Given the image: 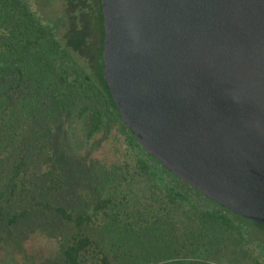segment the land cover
<instances>
[{
  "label": "trees",
  "instance_id": "16d2710c",
  "mask_svg": "<svg viewBox=\"0 0 264 264\" xmlns=\"http://www.w3.org/2000/svg\"><path fill=\"white\" fill-rule=\"evenodd\" d=\"M29 1L0 0V221L6 232L12 235L31 214L71 224L73 234L60 253L63 264H113L85 227L119 229L136 246L138 264L181 256L205 262L208 243L220 242L227 233L239 234L246 248L243 255L251 264H264V243L250 231L252 225L264 226L206 198L151 157L122 121L104 81L103 54L99 69L87 70L68 44L70 33L62 29L74 17L49 20ZM97 7L103 48L101 0ZM49 113L84 120L87 140L113 127L126 140L120 161L109 167L98 163L90 170L89 198L75 210L59 202L71 183L52 146L53 129L32 126L27 133L25 127ZM33 150L41 184H33ZM13 203L24 211L11 213L7 206Z\"/></svg>",
  "mask_w": 264,
  "mask_h": 264
},
{
  "label": "water",
  "instance_id": "95a60500",
  "mask_svg": "<svg viewBox=\"0 0 264 264\" xmlns=\"http://www.w3.org/2000/svg\"><path fill=\"white\" fill-rule=\"evenodd\" d=\"M124 124L179 180L264 226V0H101Z\"/></svg>",
  "mask_w": 264,
  "mask_h": 264
},
{
  "label": "rangeland",
  "instance_id": "374dc122",
  "mask_svg": "<svg viewBox=\"0 0 264 264\" xmlns=\"http://www.w3.org/2000/svg\"><path fill=\"white\" fill-rule=\"evenodd\" d=\"M29 3L49 20H56L62 15L74 17L73 23L67 22L66 28H62L70 33L68 44L77 50L75 55L87 70L96 72L99 69L98 62L103 54V30L98 18L97 0H30ZM32 126L36 130L42 126L53 129L52 146L61 164L65 165L71 183L70 192L59 202L71 210L84 205L89 198L85 192L89 189L90 170L97 167L98 163L109 167L113 162L120 161L126 148L125 137L118 127L87 140V124L78 116L44 114L40 121L36 118L31 125H25L27 133L32 132ZM30 155L33 160L31 175L36 177L33 184H41L37 169L39 159H36L35 150ZM7 208L14 214L24 211L23 206L16 203ZM252 227L254 230L250 231L255 234L258 242L264 243V227ZM6 231L5 224L0 221V264H63L60 259L61 249L72 236L73 226L55 217L31 214L14 228L12 235ZM85 232L104 247L113 264H138L136 246L126 241L119 229L85 227ZM238 236L227 233L220 242L208 243L210 255L205 262L199 259L196 263L194 257L181 256L160 264H251L249 258L243 255V248H246ZM51 242H54V247ZM143 260L140 264H149Z\"/></svg>",
  "mask_w": 264,
  "mask_h": 264
}]
</instances>
